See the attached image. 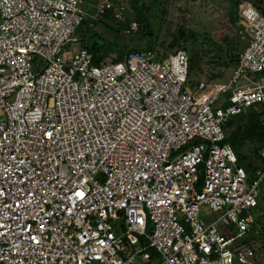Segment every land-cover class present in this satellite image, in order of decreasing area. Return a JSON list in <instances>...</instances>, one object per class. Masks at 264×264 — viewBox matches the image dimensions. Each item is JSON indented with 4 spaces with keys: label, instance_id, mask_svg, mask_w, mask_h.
Listing matches in <instances>:
<instances>
[{
    "label": "built area",
    "instance_id": "2783aa9c",
    "mask_svg": "<svg viewBox=\"0 0 264 264\" xmlns=\"http://www.w3.org/2000/svg\"><path fill=\"white\" fill-rule=\"evenodd\" d=\"M80 3L0 0V264H243L264 166L249 180L225 125L264 126V14L240 6L228 81L194 82L184 49L74 53L87 16L128 20L127 1Z\"/></svg>",
    "mask_w": 264,
    "mask_h": 264
},
{
    "label": "rangeland",
    "instance_id": "374dc122",
    "mask_svg": "<svg viewBox=\"0 0 264 264\" xmlns=\"http://www.w3.org/2000/svg\"><path fill=\"white\" fill-rule=\"evenodd\" d=\"M100 1L81 0L80 5L92 14L95 13ZM124 1L129 4V0ZM141 2L151 23L149 29L151 32L147 36L141 32L126 36L122 32V27L118 35L113 34L112 30L102 23L95 22L90 15L78 28L77 35L83 37L81 41L87 43L93 39L110 41L117 39L116 41L124 48H152L162 55L176 49H184L190 58V76L194 82L230 79L240 53L249 44L252 36V30L240 18V6L245 2L254 3L253 0H141ZM94 32L99 36H93ZM138 38L141 39V46L133 47L132 43ZM81 41L71 44L74 53L83 47ZM111 61L114 60H108L103 56L100 59V63ZM246 122L247 118L244 116L236 118L228 125V132L243 128ZM263 144L264 141L258 139L246 141L238 151L242 161L249 163L254 160L255 152L261 151ZM260 192V214L257 216V224L236 242L237 248L245 256L243 264H264V187L261 186ZM207 214L210 221L218 215L213 212ZM235 263L237 264L236 261Z\"/></svg>",
    "mask_w": 264,
    "mask_h": 264
},
{
    "label": "trees",
    "instance_id": "16d2710c",
    "mask_svg": "<svg viewBox=\"0 0 264 264\" xmlns=\"http://www.w3.org/2000/svg\"><path fill=\"white\" fill-rule=\"evenodd\" d=\"M253 2H254L253 4L256 6V8L261 13L264 14V0H253ZM129 6L132 10H134L137 13V16H139L141 19H143V20L139 21L141 23V28L136 33L141 32L142 35L147 36L148 30L151 28V23H150V20L146 14L144 4L141 2V0H130ZM106 18L113 20L112 17H110V15H106ZM86 21L87 20H85L83 23H85ZM95 22H98V23L101 22L103 25H105L110 30H112V32L114 34L118 35L119 32H121V27L126 25L128 23V20L125 23H123L122 25L120 23L116 22L117 23V30H114L113 28H111L110 26L105 24L102 20L95 21ZM91 24H94V23H91ZM95 24H97V23H95ZM143 26L145 29L142 31ZM92 35L93 36H95V35L99 36L97 32H94ZM116 40L117 39L112 40V41L93 39L89 43L84 42V41H81V42L83 43V48L84 47L87 48V50L89 52L90 62L93 65H95V64L96 65H100V64L103 65L105 63H100V59L102 58V56L104 58L107 57L108 60L118 61V60L123 59L128 54V52H130L132 50H136V49L124 48ZM146 49H152V48H146ZM237 62H238V59L236 61V64H237ZM189 72H190L189 78H191V80H192V77L190 76L191 75V63H190V71ZM240 116H242V117L244 116L247 118L246 124L243 126V128H238L235 130H229V132H228V125L231 124L233 120H235L236 118H238ZM225 129H226V133H227V141H229L232 144L235 152L237 153L238 158H239V160H238L239 164L245 167V169L248 173L249 180L253 179L257 169L262 168L264 166V160L262 159V156L260 153L261 151H259L258 153L255 152L254 160H251V162H249V163H244L242 161V158H241L238 151L245 144V142L248 140L258 139V140L264 141V126L262 123V114H260L259 112H256L254 109H250L247 113L232 117L227 122V124L225 125ZM262 146H263L262 147V149H263L264 144ZM258 207L260 208V201H258L257 208L255 209V214H256V210L258 209Z\"/></svg>",
    "mask_w": 264,
    "mask_h": 264
},
{
    "label": "water",
    "instance_id": "95a60500",
    "mask_svg": "<svg viewBox=\"0 0 264 264\" xmlns=\"http://www.w3.org/2000/svg\"><path fill=\"white\" fill-rule=\"evenodd\" d=\"M123 13H124V15L126 16V18L129 20V21H135V20H137V21H140V20H143V19H141L139 16H137V13L134 11V10H132L130 7H126L124 10H123ZM104 23L105 24H107L108 26H110L111 28H113L114 30H117V25L113 22V21H111V20H109V19H105L104 20ZM145 28H144V26L142 27V31L144 30ZM151 31L149 30L148 31V34L150 33Z\"/></svg>",
    "mask_w": 264,
    "mask_h": 264
},
{
    "label": "crops",
    "instance_id": "0c3cea01",
    "mask_svg": "<svg viewBox=\"0 0 264 264\" xmlns=\"http://www.w3.org/2000/svg\"><path fill=\"white\" fill-rule=\"evenodd\" d=\"M129 2H130V0H129ZM129 5V4H128ZM130 7V6H129ZM93 14V13H92ZM94 21H96V20H94ZM100 21V20H99ZM102 21L104 22V19H102ZM101 23V22H100ZM114 34V33H113ZM79 37V42L82 40V38L83 37H81V36H78ZM140 38H138V39H136L137 41H135L134 43H132V46L133 47H140L141 46V39L139 40ZM135 49V48H134ZM137 49H139V48H137ZM262 187H264V183L262 184ZM260 203H261V201H260ZM260 212V208L258 207V209L256 210V215L257 216H259V213ZM258 220V219H257Z\"/></svg>",
    "mask_w": 264,
    "mask_h": 264
},
{
    "label": "snow or ice",
    "instance_id": "6c2138e0",
    "mask_svg": "<svg viewBox=\"0 0 264 264\" xmlns=\"http://www.w3.org/2000/svg\"><path fill=\"white\" fill-rule=\"evenodd\" d=\"M82 195V194H81Z\"/></svg>",
    "mask_w": 264,
    "mask_h": 264
}]
</instances>
